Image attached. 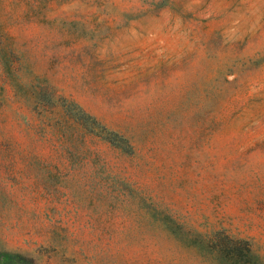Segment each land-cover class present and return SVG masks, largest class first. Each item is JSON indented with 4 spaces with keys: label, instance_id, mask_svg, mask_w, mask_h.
<instances>
[{
    "label": "rangeland",
    "instance_id": "obj_1",
    "mask_svg": "<svg viewBox=\"0 0 264 264\" xmlns=\"http://www.w3.org/2000/svg\"><path fill=\"white\" fill-rule=\"evenodd\" d=\"M0 264H264V0H0Z\"/></svg>",
    "mask_w": 264,
    "mask_h": 264
}]
</instances>
